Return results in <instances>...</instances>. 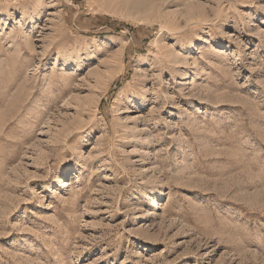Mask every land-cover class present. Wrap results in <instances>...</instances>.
<instances>
[{
  "label": "rangeland",
  "instance_id": "1",
  "mask_svg": "<svg viewBox=\"0 0 264 264\" xmlns=\"http://www.w3.org/2000/svg\"><path fill=\"white\" fill-rule=\"evenodd\" d=\"M0 264H264V0H0Z\"/></svg>",
  "mask_w": 264,
  "mask_h": 264
}]
</instances>
